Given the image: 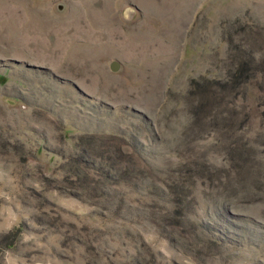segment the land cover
<instances>
[{
    "label": "rangeland",
    "instance_id": "rangeland-1",
    "mask_svg": "<svg viewBox=\"0 0 264 264\" xmlns=\"http://www.w3.org/2000/svg\"><path fill=\"white\" fill-rule=\"evenodd\" d=\"M0 264H264V0H0Z\"/></svg>",
    "mask_w": 264,
    "mask_h": 264
},
{
    "label": "trees",
    "instance_id": "trees-1",
    "mask_svg": "<svg viewBox=\"0 0 264 264\" xmlns=\"http://www.w3.org/2000/svg\"><path fill=\"white\" fill-rule=\"evenodd\" d=\"M249 61L250 62H252V59L250 58L249 59ZM247 62L246 61H242V62H239L238 64H236L235 65V67H236V71L234 72V74L233 75H231L230 77H228V80L226 81V82H224V83H216V85L217 86H219V88H220V86L221 87H225V86H227V84L228 83H230V79H231V86H236V87H238V89L240 90L241 88H243L244 86H243V83H238V82H236L234 79H233V81H232V77L234 78V77H238V75H240V74H242V72H243V70H244V65L246 64ZM254 68H255V63H254ZM238 83V84H237Z\"/></svg>",
    "mask_w": 264,
    "mask_h": 264
},
{
    "label": "water",
    "instance_id": "water-1",
    "mask_svg": "<svg viewBox=\"0 0 264 264\" xmlns=\"http://www.w3.org/2000/svg\"><path fill=\"white\" fill-rule=\"evenodd\" d=\"M111 69L112 70H117V68L119 67V63L117 62V61H113L112 63H111Z\"/></svg>",
    "mask_w": 264,
    "mask_h": 264
}]
</instances>
